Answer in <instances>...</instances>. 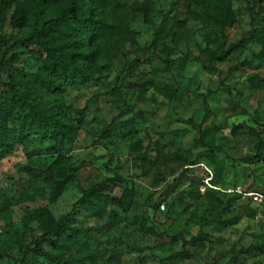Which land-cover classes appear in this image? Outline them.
<instances>
[{
  "label": "rangeland",
  "instance_id": "rangeland-1",
  "mask_svg": "<svg viewBox=\"0 0 264 264\" xmlns=\"http://www.w3.org/2000/svg\"><path fill=\"white\" fill-rule=\"evenodd\" d=\"M149 1L152 24H144L140 16L130 22L135 44L110 43L97 59L104 68L99 80L67 87L58 96L66 114L82 116L80 130L65 151L75 176L63 193L49 202L43 185L22 171L25 166L43 169L55 158L47 143L17 145L0 160V264H30L28 259L36 256L38 263L48 264L34 252L23 262L16 242L21 239L26 246L43 234L35 221L23 222L24 213L37 206L54 219L72 212L73 224L88 228L96 260L86 264H264V250L240 252L263 242L264 201L253 204L244 194L228 197L229 211L220 215L223 205L197 189L198 180L216 164L222 166L219 192L235 186L248 192L264 184V161L256 157L257 148L264 149V89L248 81L249 74L264 78V64L257 57L264 38V6L251 22L250 2L232 0L238 22L221 30L214 22L196 19L193 11L200 8L189 0ZM13 9L0 22V58L5 47L32 31V18L22 29L11 26ZM51 16L44 8L40 22ZM180 29L185 35L176 43ZM221 45L228 53L209 65L210 54H219ZM15 52L17 62L0 68V81L19 82L15 89L20 93L32 84L45 52L21 44ZM219 71L224 84L218 88ZM118 86L120 97L111 93ZM164 87L175 91L173 99L160 94ZM148 144L152 147L145 153L136 148ZM175 152L187 163L173 159ZM93 184L106 189L119 184L134 193L130 210L120 213L116 227L106 233L87 210L74 209L80 189ZM201 224L209 236L204 244L171 240L178 233L191 238ZM38 244L49 249L47 241L38 239Z\"/></svg>",
  "mask_w": 264,
  "mask_h": 264
},
{
  "label": "trees",
  "instance_id": "trees-1",
  "mask_svg": "<svg viewBox=\"0 0 264 264\" xmlns=\"http://www.w3.org/2000/svg\"><path fill=\"white\" fill-rule=\"evenodd\" d=\"M192 5L199 7L200 11H193L196 19L207 24L211 22L225 27L237 24V18L232 8V0H189ZM251 4V22L259 18V10L264 6V0H247ZM44 4L46 5H43ZM14 5L10 15V24L13 28H24L29 18L33 19V26L27 38L12 43L4 48L0 58V68L11 66L17 62L15 52L18 44L23 46H37L45 52V58L40 69L34 75L32 84L22 92H16L19 82L0 81V160L9 155L19 145L25 147L28 142L36 140L40 144L47 143L48 151L55 153V158L43 169L25 166L22 168L29 178L39 181L47 190L48 201L54 202L74 179L71 156L67 155V145L74 142L82 122V116L77 118L66 114L61 107L59 97L67 87L84 86L97 82L104 68L97 63L99 55L110 43L125 40L135 44V31L131 29L130 22L140 16L146 25L152 24V8L149 0H35L16 1L0 0V22L7 17V11ZM44 8H49L51 17L40 22L39 15ZM256 11L253 13V10ZM183 29L174 35V41L180 43L184 38ZM220 48L219 54H210L208 64L214 60L223 61L228 53ZM8 56V57H7ZM7 57V58H6ZM259 62L264 64V38L261 49L257 55ZM251 65V62H247ZM248 81L251 87L264 89V78L257 74H249ZM224 84L223 74L219 71V87ZM168 100L173 99L175 91L164 87L159 90ZM215 91L207 92L208 95ZM111 93L117 97L122 95V86L113 87ZM59 96V97H58ZM20 111L17 114L16 111ZM204 120V118H203ZM153 145V144H152ZM151 144L145 147L136 145L144 153L151 149ZM256 157L264 161V149L258 147ZM172 158L187 163V159L175 152ZM213 184H218L222 178V166L215 165L212 170ZM165 180V176H161ZM203 179L198 180V191L201 195H208L223 205L220 215L228 213L230 201L241 196L237 193H225L212 189L200 191ZM81 196L74 204L87 210L100 221L99 231L106 233L116 227L120 213H127L132 204L134 193L131 188L114 184L113 188L106 189L101 184H93L88 188H81ZM226 197V198H225ZM151 207L157 205L151 200ZM112 207V209H109ZM72 212L54 219L43 206L28 209L23 216L25 225L35 221L43 229V234L23 246L21 239H16L22 250V261L27 260L29 253H35L44 258L48 264H86L94 262L96 255L90 249L87 230L75 226L71 221ZM233 221L232 223H234ZM204 224L196 235L184 238L181 233L171 237V240L180 239L183 244L198 241L200 245L208 239V234L202 231ZM147 229L151 228L147 226ZM38 239L47 241L49 249L44 250L38 244ZM35 248L32 249L31 247ZM263 251L264 239L260 244H251L241 253L250 250ZM30 264L38 263L37 256L28 259Z\"/></svg>",
  "mask_w": 264,
  "mask_h": 264
},
{
  "label": "built area",
  "instance_id": "built-area-1",
  "mask_svg": "<svg viewBox=\"0 0 264 264\" xmlns=\"http://www.w3.org/2000/svg\"><path fill=\"white\" fill-rule=\"evenodd\" d=\"M213 173L208 171V175L203 179V185L200 187V191L203 192L205 189H212L219 191V187L216 184L212 183ZM225 193H237L244 194L245 197L253 204H261L264 201V184L260 186L258 190H251L244 192L240 186H235L233 188H226L223 190Z\"/></svg>",
  "mask_w": 264,
  "mask_h": 264
}]
</instances>
